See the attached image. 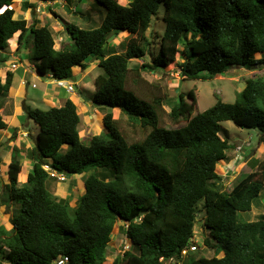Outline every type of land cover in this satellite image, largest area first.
Returning <instances> with one entry per match:
<instances>
[{
  "label": "trees",
  "instance_id": "trees-1",
  "mask_svg": "<svg viewBox=\"0 0 264 264\" xmlns=\"http://www.w3.org/2000/svg\"><path fill=\"white\" fill-rule=\"evenodd\" d=\"M95 1L105 8L100 26L65 24L71 43L55 50L47 25L14 18L15 0H0V53L8 52L19 33L17 50L32 45L37 73L64 80H73L72 69H84L89 58L98 60L105 75L94 81L92 102L107 111L102 134L84 142L72 101L46 110L24 108L39 132L35 147L25 153L33 162L25 181H18L22 165L17 158L6 171L9 185L0 192V209L11 207L12 228L0 224V264H54L58 257L69 264H106L117 223L137 252L125 251L110 264H164L161 259L172 258L182 263L181 251L194 245L200 203L203 226L209 231L203 242L215 255L200 256L190 264H264V216L256 221L240 216L264 191V160L228 192L216 173L231 149L220 136L222 122L257 130L264 144V76L247 79L234 103L215 95V104L194 116L192 91L187 93L191 103L183 95L175 104L167 102L172 105L171 121H184L178 128L160 124V98L146 100L127 86L130 71L140 79L142 71L162 72L180 58L179 76L192 81L212 80L231 69L264 67V0H130L126 5L121 0ZM161 4L166 15L158 51L150 63L131 66L151 52L146 32ZM21 7L34 9L36 4L23 1ZM121 33L129 37L125 49L111 50L106 41ZM7 60L0 57V63ZM12 78L7 72L5 82L0 81V97L7 94ZM119 113L144 133L141 140H126ZM6 127L0 114V130ZM44 165L66 175L86 174L84 193L74 207L72 190L64 199L49 191L51 179Z\"/></svg>",
  "mask_w": 264,
  "mask_h": 264
},
{
  "label": "rangeland",
  "instance_id": "rangeland-1",
  "mask_svg": "<svg viewBox=\"0 0 264 264\" xmlns=\"http://www.w3.org/2000/svg\"><path fill=\"white\" fill-rule=\"evenodd\" d=\"M69 1L70 4L74 3V0ZM127 1L130 0H121V3L124 5L127 4ZM75 4L78 7L79 12L75 16H73V14H68V7L63 8L62 6H59L58 20H60L62 23L64 22L65 24L71 23L80 26L83 29H94L100 26L98 25V23L100 21L102 22L105 16V8L103 6L99 5L95 0H76ZM18 12L16 13L19 14ZM165 15V6L161 4L156 15L152 17L150 26L146 32V36L148 38V41L150 42L149 50H151V52L147 53L148 55L144 60H133L131 62V66H139L143 62L150 63L152 57L156 55L158 51L159 39L164 32L165 25L163 22V18L165 17ZM14 17L16 18V15H14ZM53 20L55 19L53 18ZM123 34L125 33H121L120 36L111 39L108 44V47L111 50L122 52L125 49L129 37L128 34H125L126 36H124L125 38H123V36H121ZM17 35L18 33L15 34L14 37L16 38ZM56 36L57 35H55V39ZM13 43L14 41H11V44ZM31 46L32 45H29L27 48L20 51L17 50L18 52H20V57L23 60V63H27L28 61L31 62ZM8 49H12L10 45L8 46ZM256 58H259V55H257ZM181 62V58L180 60L177 59L175 63L169 65L162 72H149L147 70L142 71V73L140 74V79L133 71H130L128 76V88L134 90L141 97L149 101L155 98H160L162 107L160 113V124L166 128H178L184 124V121L175 124L169 118L172 105L167 104V102L172 101L174 102L172 104H175V102H177L179 99V95H183L187 103H191V100L187 97V93L189 91L193 92L196 99V103L192 112V116H194L196 113L202 112L213 106L216 102L215 95L219 96L224 103H234L236 93L240 92L244 88L247 79L264 76V67H259L258 69H255L253 71L244 69H231L227 72L226 75L217 77L212 80H184L179 76L177 72ZM5 63L6 62H3L2 65L0 63V66H5ZM86 63L87 65H89V60H87ZM96 72L98 74H104V71L101 68H97L95 71H91L89 74H87L83 78L82 82H88L92 84V78L94 77ZM81 76L82 75L79 72L74 78V81H78ZM30 84L32 83L30 82ZM29 89L32 90L33 88L30 87ZM96 108L100 111L98 112L99 115H104L107 112L103 107L99 106ZM118 119L122 133L125 135L126 140L129 143L139 141L144 137V133L138 127L132 126L127 121L124 115H121L119 113ZM30 125L32 129L36 131L37 125L32 120L30 122ZM220 125V136L221 138L228 141V143L231 145V149L227 151L226 159L224 161H221L217 165L216 173L221 177L220 182L222 184L223 190L228 192L241 178V176L257 170L260 162L264 160V144L259 143V134L257 130L237 127L231 121L222 122ZM102 130L103 126L99 134H102ZM37 131H39L38 126ZM80 133L81 139L84 142H88V140L92 136H95L89 135L86 131L84 133V129L82 128L80 129ZM13 156L14 157H12L11 160H13V158H17V154L14 153ZM1 164L2 165H0V168L4 172L2 174V178H6L8 164L2 161ZM23 165L26 166V163L23 162ZM24 169L26 168L24 167ZM24 172L25 170L21 173V176H24ZM85 176L86 174L80 176L66 175L67 180L61 184H58L59 182H57L56 180H48L47 184H52L53 187L58 184L59 187L64 186L72 190L73 198L72 200H70V202L71 206L74 207L79 198L84 193V190H82L81 192H79V190L77 191V186L75 185L77 184L76 180L84 182ZM81 182H79L80 186L82 185ZM0 192H3V188L1 187V185ZM54 196L58 198L57 195ZM201 205L202 203H200L196 209V224L193 229L194 236L192 240L194 245L197 246V251L188 254L183 259V264H190L192 260H196L200 256L209 258L215 255L214 250L206 247L203 242L204 239L209 237V231L203 226L201 213L199 211ZM11 210V207L5 208V206H2L0 209V213H2L0 224L4 225L6 230L11 229ZM4 213H6V215H4ZM240 216L246 221H256L261 216H264V191L254 203L252 209L249 212L241 213ZM119 225H121V223H117L112 232L111 240L107 249L106 264H110L116 256H121L123 252L133 250L132 246L126 240L124 234L118 229ZM133 251L135 253L137 252L135 249ZM222 256V253L218 254V257Z\"/></svg>",
  "mask_w": 264,
  "mask_h": 264
},
{
  "label": "crops",
  "instance_id": "crops-1",
  "mask_svg": "<svg viewBox=\"0 0 264 264\" xmlns=\"http://www.w3.org/2000/svg\"><path fill=\"white\" fill-rule=\"evenodd\" d=\"M23 1L35 3L36 7L34 9L22 10L21 3ZM75 2L76 0H74L73 4H70L69 0H52L46 3L38 0H15L11 8L15 11L14 15H16V19L26 20L28 24L33 22L38 27L47 25L53 34L54 49L59 50L64 44L71 43L70 36L65 29V23L58 20L59 6H62L63 8L68 7V14H73V16H75L79 13ZM128 2L129 1H127V3ZM53 18L55 20H53ZM100 24L101 21L98 25ZM55 35H57L56 39ZM18 36L19 33L16 38L14 37L13 44L10 42V47L12 48L11 50L8 49V52L0 53L1 58L5 56L8 58L5 63L6 65L0 66L1 83L5 82L7 72H11L13 74L11 87L5 96L0 97V114L7 123V127L0 130V165H2L1 161L6 162L9 165L11 158L14 155L13 150L18 149L19 152L17 153V159L21 162L22 172L25 170L24 176L19 175V183H23L33 164V162L26 157L25 151L31 150L35 147L36 136L39 132L37 131V126L36 131L32 129L30 125L31 119L28 118L24 108L28 107L30 109L46 110L52 107H61L67 100H70L76 106V110L80 118L78 125L80 137L81 128L84 129V133L86 131L89 135H97L101 132L103 126V114H98L100 111L94 106L92 97L95 92L94 81L97 76L102 74H98L96 72L92 78V84L82 82L83 78L87 74L99 68V61L89 58V65L85 62L86 66L84 69L80 67L72 69L73 80L69 82L75 87L72 93H68L66 89L57 87L53 83L50 73L45 74V76L38 74L36 70V62L31 60V62L28 61L27 63H23V60L20 57V52L17 51ZM121 36L125 38L124 36L126 35L123 34ZM12 46H14L15 49ZM12 63L17 64V68L15 70L10 69V65ZM79 72L82 75L81 78L78 81H74V78ZM30 82L32 84H30ZM30 87L33 89L30 90ZM23 162L26 163V166L23 165ZM24 167L26 169H24ZM3 173L4 172L2 171L0 175V185L2 188H5L6 185H9V179L8 176L6 178H2ZM76 182L77 184L75 185L77 186V191L79 190V192H81L84 190L83 182L78 180H76ZM79 182H81V186L79 185ZM58 184L54 187L52 184H47L49 191L53 195H57L58 198L64 199L67 195L71 194L70 189L64 186L59 187Z\"/></svg>",
  "mask_w": 264,
  "mask_h": 264
},
{
  "label": "built area",
  "instance_id": "built-area-1",
  "mask_svg": "<svg viewBox=\"0 0 264 264\" xmlns=\"http://www.w3.org/2000/svg\"><path fill=\"white\" fill-rule=\"evenodd\" d=\"M11 70H15L17 68L16 64H12L11 65ZM53 83H55V85H57L58 87H64L68 92H72L73 91V86L70 83H66L63 80L60 79H52ZM44 171H46V173L49 176V179L51 180H56L59 183H63L66 181V175L64 173H59L58 171H55L53 169L50 168L49 165H44L43 166ZM1 172V169H0ZM197 250V246L193 245L189 248V250L184 249L181 251V257H185L188 252H193ZM162 261V259H161ZM54 264H69V261L67 258L65 257H58L55 261ZM165 264H180L179 262H176L174 259H170L168 260Z\"/></svg>",
  "mask_w": 264,
  "mask_h": 264
},
{
  "label": "clouds",
  "instance_id": "clouds-1",
  "mask_svg": "<svg viewBox=\"0 0 264 264\" xmlns=\"http://www.w3.org/2000/svg\"><path fill=\"white\" fill-rule=\"evenodd\" d=\"M44 3H46V2H44ZM120 36V35H119ZM114 38H116V37H114ZM109 43H107V45H108ZM12 64H14V63H12ZM11 64V65H12ZM16 64V63H15ZM11 65H10V67H11ZM17 65V64H16ZM11 69V68H10ZM44 76H45V74H44ZM51 77V79H53L54 77L51 75L50 76ZM54 79H57V78H54ZM60 80H63V81H65L66 83H70L69 81H71V80H64V79H60ZM55 84V83H54ZM70 84H72V83H70ZM57 86V85H56ZM72 86H73V91H74V85L72 84ZM58 87V86H57ZM62 88H64V87H62ZM65 89V88H64ZM67 91V90H66ZM72 91V92H73ZM68 92V91H67ZM72 92H68V93H72ZM94 104V103H93ZM97 107V106H96ZM1 169V168H0ZM0 173H2V170H1V172ZM65 175H66V173H64ZM1 175V174H0ZM67 180V179H66ZM186 257V256H185ZM185 257H182V260L185 258ZM173 259V258H172ZM170 260V259H169ZM175 260V259H174ZM161 261V260H160ZM168 261V260H167ZM167 261H163V259H162V262L165 264ZM176 262H178L177 260H175ZM180 264H183V263H180Z\"/></svg>",
  "mask_w": 264,
  "mask_h": 264
},
{
  "label": "water",
  "instance_id": "water-1",
  "mask_svg": "<svg viewBox=\"0 0 264 264\" xmlns=\"http://www.w3.org/2000/svg\"><path fill=\"white\" fill-rule=\"evenodd\" d=\"M112 38H114V36H111L110 38H108V40L106 41V44L109 43V42L111 41ZM106 44H104L103 47H105ZM94 106L96 107L97 104H94Z\"/></svg>",
  "mask_w": 264,
  "mask_h": 264
}]
</instances>
